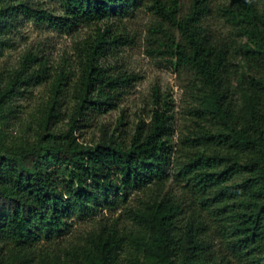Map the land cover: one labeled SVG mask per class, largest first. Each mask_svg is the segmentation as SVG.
<instances>
[{"label": "trees", "instance_id": "obj_1", "mask_svg": "<svg viewBox=\"0 0 264 264\" xmlns=\"http://www.w3.org/2000/svg\"><path fill=\"white\" fill-rule=\"evenodd\" d=\"M60 1L63 14L53 17L65 32L98 27L73 66L50 74L28 50L0 73V264H264V0H189L183 13L181 0H152L147 52L190 71L196 91L195 126L171 174L179 194L164 189L173 150L166 102L128 138L103 128L87 143L79 134L89 116L116 105L130 78L106 62L128 38L99 24L147 0ZM42 12L30 0H0V55L11 43L5 32ZM213 14L225 34L210 29ZM49 77L24 133L10 135L18 98ZM152 186L154 195L124 208L128 223L101 222L81 243H56L75 218Z\"/></svg>", "mask_w": 264, "mask_h": 264}, {"label": "rangeland", "instance_id": "obj_2", "mask_svg": "<svg viewBox=\"0 0 264 264\" xmlns=\"http://www.w3.org/2000/svg\"><path fill=\"white\" fill-rule=\"evenodd\" d=\"M30 1L35 7L42 8L44 12L41 18L20 17L16 25L5 32V36L10 38L11 43L0 55V73H3V76L6 75L7 69L18 65L21 56L28 50L46 60L50 74H53L59 66H68V64L73 66L76 59V47L81 40L93 36L98 27L96 23H80L75 29L65 32L53 17L63 14L60 0ZM222 1L226 0H214L213 5ZM151 3L152 0H147L144 6L136 8L131 14L113 15L99 24L100 26L109 25L114 33L128 38V41L118 45L114 55H111L106 62L130 78L129 83L120 91L116 105L97 115L89 116L83 121L79 134L80 139L87 143L97 141L103 128L128 138L140 118L149 121L152 109L164 107L166 102L168 112L172 115L170 141L173 150L172 162L167 171L170 177L164 189L171 187L173 193L179 194L181 189L172 183L171 174L176 169V162L182 159L183 151H185L181 147V139L195 126L194 117L189 109L195 105L193 93L196 91L191 85L190 71L175 65L169 56L152 55L147 52L148 27L155 20V14L150 8ZM181 5L183 13L189 6V0H181ZM206 21L213 32L223 34L227 32V25L214 14ZM50 81L49 77L43 82H37L24 96L18 98V112L8 130L10 135L18 136L24 133L26 123L31 120V112L48 97ZM71 105L72 101L67 95L62 107L63 111L69 112ZM65 123L66 118L58 125ZM154 191L155 186L150 189L133 190L125 203L119 202L115 207L102 208L95 215L84 219L75 218L70 231L57 238L56 243L58 246L81 243L87 233L101 222H112L117 219L119 225L128 223L129 219L126 217L124 208L128 205H136L141 199L154 195L156 193Z\"/></svg>", "mask_w": 264, "mask_h": 264}]
</instances>
